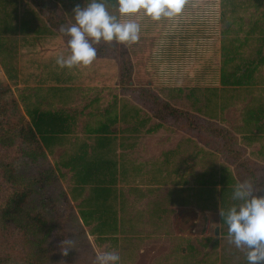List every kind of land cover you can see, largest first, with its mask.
<instances>
[{
  "label": "trees",
  "instance_id": "16d2710c",
  "mask_svg": "<svg viewBox=\"0 0 264 264\" xmlns=\"http://www.w3.org/2000/svg\"><path fill=\"white\" fill-rule=\"evenodd\" d=\"M84 1L88 3V0ZM232 1L226 0L225 4L232 6ZM104 2L108 10L117 9V0H104ZM31 3L33 7L24 9L19 16L17 1L0 0V38L26 36L29 33L33 36L60 34L67 43L68 37L62 29L71 26L72 23L68 21L66 11H63L62 3L59 5L55 0H31ZM251 6L258 9L262 4L254 2ZM230 11L232 12L225 22V29L221 32L219 84L231 88L259 85L262 83L261 68L264 65V9L262 13L253 15V19L247 23L242 16L234 13L233 6L230 7ZM38 15L43 17L42 23L39 22ZM31 20L34 23H30ZM1 45L5 49L10 48L7 43ZM94 46L97 49L96 58L119 59V83L121 87H126V91L133 93L136 88L129 86L132 80V63L126 49L119 48V43L116 42L106 44L101 41ZM250 47L255 48L254 54L248 55L243 52L244 48ZM11 62L10 56L0 59L5 74L13 81L16 75L7 67ZM67 82H71L70 77ZM40 90L41 87L31 90L23 88L18 94V100L2 98L5 91L0 90V222L24 240L36 256L45 255L51 250L55 241H61L64 237V225L68 221V216L60 217L54 206L58 199L47 198L43 188L53 183L57 174L65 177V170H69L74 173L73 176L78 183L82 179L85 182L89 179L87 194L79 200L77 207L88 227L92 222L87 219L95 218L97 224L90 230L91 234L98 233L96 239L99 241L115 242L116 238L112 233L117 231L118 227L109 231L106 229V226L113 221L115 223L118 221V206L113 202L115 191L108 186V178L111 177L109 162L103 153L108 145L117 141L113 135L117 131L111 128L109 123L99 124L91 131L94 135H89L81 143L77 145L71 143L72 148L66 149L54 160V167L45 168L40 172L33 171L28 176L20 174L16 168L15 162L20 156L30 152L32 155L45 158L46 152L52 154L51 150L55 145L68 142L67 135L72 129L71 122L76 121L77 112L66 115L47 108L53 105L52 98L60 97V93L74 91L73 86L49 87L44 89V93ZM138 91H140L139 97L147 99L145 106H150L152 116H141L139 108L132 110L130 120L133 130L139 132L155 118L158 122L152 128L146 129L147 133H153L170 124L194 137L202 135L204 139H212L215 151L221 154L228 164L234 165L233 171L225 170L218 174L215 182L211 181L215 185L213 188L209 187L206 190L201 188L198 191V195L204 196L201 200L205 197H213L218 191L221 198L223 197L220 210L226 212L231 206L239 204V201L232 198L234 186L247 180L255 184L254 194L264 195V168L245 156L244 149L239 146L237 137L231 131L213 120H205L192 112L171 106L158 96L151 95V90L148 88ZM48 99L51 102H47ZM116 99L113 97L114 103ZM100 100V96H95L88 100L85 107L88 108L94 105L93 102ZM139 127L141 128L138 129ZM120 131H123V128ZM76 139L77 137L74 138L75 141ZM215 173L217 172H214L213 176ZM203 177L210 178L205 174ZM205 182L206 180L199 185L203 186ZM84 186L86 185L76 184L72 190L75 193L82 192ZM256 188L261 190L256 191ZM37 194L40 197L36 201ZM60 197L69 207L71 202L66 194L60 193ZM219 225L221 235L228 234L225 230L228 225L224 223L221 215H219ZM105 232L111 235H101ZM187 252L191 253L190 258L195 260L196 264H217V262L247 264L246 255H244L245 259L232 262L226 254L218 253V242L213 241L212 237L201 238L195 245H190ZM6 261V257L0 256V264H5Z\"/></svg>",
  "mask_w": 264,
  "mask_h": 264
},
{
  "label": "rangeland",
  "instance_id": "374dc122",
  "mask_svg": "<svg viewBox=\"0 0 264 264\" xmlns=\"http://www.w3.org/2000/svg\"><path fill=\"white\" fill-rule=\"evenodd\" d=\"M55 1L59 5L62 3V9L66 11L68 21L72 24L75 22L73 13L75 6L77 4L80 6L84 4L86 6L87 4L84 0ZM225 1L185 0V5L180 15L174 18H162L159 21H154L143 13L134 17H119L121 20L133 19L141 25V37L137 43L131 45L119 44V48L124 47L130 57L132 80L129 86L136 89L131 93L126 91V87H121L119 83L120 61L118 58H95L93 63L88 66L75 67L76 71L78 70L80 74H75L77 80L74 86H82L83 91L75 90L63 93L61 102H54L52 106L47 107L66 115L77 112L76 121L73 120L71 122L72 129L67 135L68 142L55 145L51 150L52 154L49 151L46 152L45 158L32 155L30 152L25 156H20L15 162L18 172L28 176L33 171L40 172L45 168L54 167V160L66 149L70 150L72 148L71 143L77 145L84 139L86 133L81 131V127H86V130L91 131V125H96L99 114L109 115L107 112L110 109L116 117L120 116L122 111H124L123 106L125 102H128L127 105L130 104L135 109L139 108L141 116H152L150 106H145L148 102L147 99L139 97L140 91L138 90L144 88L151 90V95L158 96L168 103L172 102L174 105L169 103L171 106L190 113H193V111L188 102H193V99H188L187 94L192 89H196L195 95L199 98V102H207L205 96H208L209 90H212L209 99L210 102L216 104L217 111L220 102H226L224 99H228L233 104L226 109L224 116L230 118V120H235L238 116L244 118L240 113L242 112L243 104L239 102H255V97L254 95L251 97L244 90L228 94L222 91L219 84L221 32L225 29V22L228 20L230 12H232L230 11V7L233 6L235 9L234 13L242 16L245 21H251L250 19H253V15L263 12L264 0H233L232 6L228 3L225 4ZM254 2L262 4V7L255 9L254 6H251ZM109 12L119 16L117 9L113 11L109 10ZM40 17L43 18L42 16ZM55 35L61 36L60 34ZM243 35L244 33L241 34V36ZM62 39L65 41L63 37ZM67 49L69 54L68 45ZM26 77L27 75L24 77L21 75L19 78V75L16 74V79L13 80V83L7 75L0 73V90L5 91L2 98H16L18 100V94L22 92L23 88L26 89V86L19 87V83H29ZM87 89H90V92L92 90V92L85 94V90ZM177 89L182 90L180 95L175 92ZM248 90H251V94H254L253 90H257V88ZM171 95L173 97H170ZM95 96H100V102L102 103L93 111V118L88 119L90 121L88 123V121H84L80 117L81 110L84 102ZM229 96H233V98L230 99ZM113 97H116V102H118L114 110L108 107V103L113 102ZM213 105H211L212 108H214ZM250 106L253 105L250 104ZM133 117L132 115L131 118ZM201 117L204 118L203 116ZM204 119L209 120L207 118ZM247 119L245 115L244 121ZM116 121L113 126L119 132L123 128V122L119 120L118 123V119ZM213 121L223 127L227 126V124L224 125L219 119ZM153 122H158V120L154 118ZM118 126H120V130ZM228 127H232V124ZM229 128L227 129L235 135ZM165 129L176 131L180 134V136L170 140H166L167 135H163L162 138H154L155 140L163 139V148L167 152L168 148L173 147L182 139V133L187 134V132L178 130L176 126H171L170 124H166ZM80 131L81 135H79ZM263 131L264 129L259 132ZM164 134H166V131ZM187 135L189 136V134ZM75 137L78 140L76 139L75 141ZM190 137L194 138L197 147L209 148L215 151V144L212 139H204L202 135L200 137L190 135ZM257 142L254 146H250L249 150L254 151L260 145H264V133H262L261 138ZM241 143L243 142L241 141ZM239 146L243 148L240 143ZM249 150L247 151L244 148L245 156H247ZM182 157L183 155L180 156V159ZM247 157L249 158V156ZM217 158L224 160L221 154ZM253 158L255 157L253 156ZM254 163L262 166L259 163ZM206 167L207 165L203 160L197 163L193 169V176L196 177L194 183L197 187V210L204 205L202 200H199L203 198V195H198V191L201 190L200 187H203L199 183L205 181L203 175L210 173L208 172L209 169L205 172ZM116 169H118V164L116 165ZM73 174V172L65 170V177L57 174L55 181L49 185H45L43 188V192L47 198L58 199L54 206L60 217L64 215L68 216V221L64 225V237L61 241H55L51 250H48L45 255L38 257L24 240L0 222V256L7 258L5 264H94L95 256L98 252L109 250L119 253L121 264H196L195 260L193 261L190 258L191 253L187 252L189 248L186 249L183 245L186 243H190L191 245V242L195 245L203 237H212L213 241H217L218 253L226 254L232 262L241 260L246 255L247 250L236 248L230 242V237L222 238L219 232L217 238L214 239V229L219 226L217 216L214 218L216 213L213 216L208 215L206 217L205 214L196 210L193 211L194 214H192V210H190V213L189 211L186 212V210L179 216L174 214V218L169 220L171 222H168L171 223V226H175V229L170 228V233H167L166 227L161 229L163 233H158L157 236H149L146 232L144 233V230H149L148 228H141L142 230L138 228L137 231L130 233L126 225L124 227L121 226V230L118 231L117 229V231L112 233V236L116 238L115 242L99 241L96 239L98 233L94 231L95 233L91 234L90 232V230L96 227L95 218L91 217L87 219L92 222L91 226L88 227L80 216V210L77 207L79 200L87 194L89 179H87V182L82 179L78 183ZM76 184L87 186L82 187V192L75 193L72 188ZM60 193L66 194L67 199L71 202L69 207H67L66 202L60 197ZM39 197V194L35 195L36 201ZM177 217L180 218L178 219ZM193 221L195 222L193 223ZM208 221H210V224H208ZM188 225L190 227L189 232L185 229ZM116 226L120 227L118 226V221L117 223L113 221L109 226H106V229L109 231ZM101 235L106 236L111 234L105 232ZM140 239L143 240L141 241ZM69 240L72 241L71 246L74 248H69L68 254L65 255L63 249L69 246L66 243ZM217 264H220V262H217Z\"/></svg>",
  "mask_w": 264,
  "mask_h": 264
},
{
  "label": "crops",
  "instance_id": "0c3cea01",
  "mask_svg": "<svg viewBox=\"0 0 264 264\" xmlns=\"http://www.w3.org/2000/svg\"><path fill=\"white\" fill-rule=\"evenodd\" d=\"M15 1H17L16 8L19 16L23 13L24 9L31 8L32 6L31 0H22V2L21 0ZM59 1L61 2L62 0ZM37 17L39 18V22L42 23V18L39 15ZM31 21L29 22L34 23L33 20ZM244 22L247 23L249 20H244ZM29 34L26 36L17 35L11 38L5 37L0 40V59L10 56L12 62L11 65H7L8 69L10 71L12 69L11 72L15 75H19V78L21 75H23V77L27 75L26 79L29 83H19V87L26 86L28 90L41 87L42 90L40 91L43 92L45 91L44 89L49 87L66 88L67 86H73L75 90L83 91L82 86H74L77 80L75 74L78 75L80 72H78V70L76 71L75 67L70 71L67 68L62 69L55 63L57 56L68 54L66 42L63 41L62 37L55 34L40 36ZM2 39L4 40L2 41ZM220 42L222 45V40ZM2 43H7L10 45V48L5 49L2 47ZM254 49V47L244 48L243 52L248 55L254 54ZM0 73L6 75L1 63ZM261 75L263 76L261 77L262 83L248 88H231L222 87L220 85L222 91L227 94L244 90L247 94H250L251 97L254 95L255 102H239L243 104V109L240 113L244 118L238 116L235 120H230V118L224 116L226 109L233 104V102H230L228 99H224L226 102H220L217 111L216 104L210 102L209 99L212 90L209 91L208 96H205L207 102H199V98L196 97L195 90L193 89L192 92L190 91L187 94L188 99H193V102H188V104L194 114L196 113L209 120L219 119L224 125L227 124V126H225L227 128L232 124V127L229 129L238 137L239 143L243 149L245 148L248 151L250 146H254L258 143L257 140L261 138L262 133H264V131L259 132L264 129V65L261 68ZM69 77L71 82H67ZM252 88H257V90H253L254 94H251V90H248ZM88 92L91 93L92 90L91 92L90 89L85 90V93ZM175 92L180 95L182 90L177 89ZM59 96L60 97L52 98V101L61 102L63 94L60 93ZM170 97H173V95ZM229 98L232 99L233 96H229ZM47 102L51 101L48 99ZM72 103H70V105H72ZM87 103L88 100L84 102V105L82 104L83 107L80 117L89 123V120L93 118V111L96 110V107L102 102H93L94 105L88 108L85 107ZM116 103L109 102L108 107L114 110L117 106ZM127 103L125 102L123 106L124 111H122L120 116L116 117L112 114L110 109L107 112L109 115L99 114L96 125L92 126L90 124L92 127L91 131H93L101 123L108 122L111 128L114 129L115 126H113V124L117 122L116 119H118V123L119 120L123 122V131L113 134L114 137L117 138V141L108 145L105 149L107 151L104 152V156L107 157L109 162L111 176L108 178V186L115 191V193L113 192L115 196H113V202L118 206V226H120L118 231L121 230V226L124 227L127 225V230L130 233L137 231L138 228H148L149 230H144V233L146 232L149 236H157L158 233H163L161 229L165 227L167 228V233H170V228L175 229V226H171V223H168L171 222L169 220L174 218V214L179 216L186 210V212L189 211V213L190 210H192V214H194L193 211L195 210L197 212H202L206 217L208 215L213 216L214 213H216L214 218L217 216L219 224L220 206L221 202H223V197L221 198L217 191L213 197H205L204 200H202L204 205L197 210V187L194 183L196 177L193 176V169L197 163L204 160L207 165L205 172L208 171L207 169H209L208 172H210L205 173V175L210 176V178H206L205 184L200 188L206 190L209 187L213 188L215 186L211 181L215 182L218 174L220 175L225 170L233 171L234 165L228 164L225 159L217 158L220 154L216 151L209 148L197 147L194 138L185 133H182L183 137L176 145L168 148L167 152H165L163 148V139L155 140L154 138H162L163 135H167L166 140H170L180 136V134H178L179 132L166 130L165 127H162L153 133H147L146 129L152 128L154 124L157 123L153 122V119H151L145 127H139L138 129L141 128L139 132L133 130L134 127L131 124L132 120H130V116L132 110L135 108L130 104L127 105ZM169 103L174 105L172 102ZM250 104L253 106H250ZM211 105H213L214 108H212ZM245 115L248 118L246 121H244ZM238 122H240V125L237 124ZM119 127L120 126H118V129L120 130ZM81 131L86 133L84 139L89 135H94V132L86 130V127H81ZM81 131L79 135H81ZM165 131L166 134H164ZM241 141L243 143H241ZM181 155H183V157L180 159ZM247 156H249L252 161L264 167V145H260V147L256 148L254 151L249 150ZM253 156L255 158H253ZM117 164L118 169H116ZM214 172L217 173L213 176ZM219 188L220 187H218V189ZM194 222L195 221H193V223ZM208 224H210V221H208ZM218 227L221 233L220 225ZM189 228V225L186 226L185 229L187 232H189ZM225 230L228 232V227ZM221 237L229 238L228 234L221 235ZM140 240L142 241L143 239ZM191 245H193L192 242ZM183 246L188 249L190 243H186ZM243 259H245L244 256L242 257V260Z\"/></svg>",
  "mask_w": 264,
  "mask_h": 264
},
{
  "label": "clouds",
  "instance_id": "9594fccd",
  "mask_svg": "<svg viewBox=\"0 0 264 264\" xmlns=\"http://www.w3.org/2000/svg\"><path fill=\"white\" fill-rule=\"evenodd\" d=\"M185 0H117L118 15L109 12L104 0H88L86 6L77 4L73 9L74 23L62 29L68 37L69 54L59 55L55 63L62 69L88 66L97 55L94 45L116 42L131 45L140 40L141 25L133 19L143 13L154 21L174 18L183 11ZM254 183L243 181L233 188V200L240 201L226 212L220 210L228 225L230 242L238 249H246L247 264H264V195L254 194ZM261 188H256L260 191ZM69 246L63 249L68 254ZM94 264H121L116 251H102L95 256Z\"/></svg>",
  "mask_w": 264,
  "mask_h": 264
},
{
  "label": "water",
  "instance_id": "95a60500",
  "mask_svg": "<svg viewBox=\"0 0 264 264\" xmlns=\"http://www.w3.org/2000/svg\"><path fill=\"white\" fill-rule=\"evenodd\" d=\"M214 235H215V238H214V239H216L217 236L219 235V227H216V228L214 229Z\"/></svg>",
  "mask_w": 264,
  "mask_h": 264
}]
</instances>
